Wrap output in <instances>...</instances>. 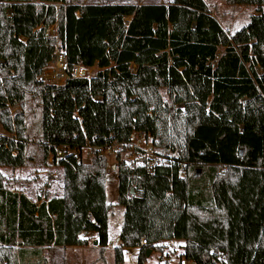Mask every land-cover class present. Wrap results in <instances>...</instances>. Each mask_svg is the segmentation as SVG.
<instances>
[{"label":"trees","instance_id":"1","mask_svg":"<svg viewBox=\"0 0 264 264\" xmlns=\"http://www.w3.org/2000/svg\"><path fill=\"white\" fill-rule=\"evenodd\" d=\"M224 1L256 14L229 33L205 0H0V167L47 166L53 156L62 171L60 193L35 201L0 173V264H46L44 248L86 246L92 234L101 255L116 207V264L141 239L137 264L169 239L195 264L218 255L264 264V0ZM57 44L69 71L95 74L40 81ZM30 98L39 103L33 144L23 112H12ZM133 131L153 138L158 163L139 156L131 167L115 155L114 204L102 151L87 163L56 156Z\"/></svg>","mask_w":264,"mask_h":264},{"label":"rangeland","instance_id":"2","mask_svg":"<svg viewBox=\"0 0 264 264\" xmlns=\"http://www.w3.org/2000/svg\"><path fill=\"white\" fill-rule=\"evenodd\" d=\"M170 0H83L85 3L92 2H111V3H168ZM211 9L212 15L216 17L223 29L229 33H233L244 26L252 14H256L254 6H229L224 0H205ZM50 35L56 34V26H50L47 29ZM52 66H48L45 70L49 72ZM134 69V67H132ZM97 67L86 69V73L92 76L97 71ZM59 84V83H57ZM14 110H21L25 117L27 134L30 135L29 144L35 143L38 134L39 120V103L34 99H29L23 107H17ZM107 161L106 173V195L109 203H115L117 200V178H116V158L112 153L104 154ZM85 163L89 162L90 158L83 159ZM61 168L54 164L51 156L47 159V166L38 165V162L33 161L29 166L22 168H6L0 167V173L7 180L6 185L11 190L24 192L30 199L37 200L39 196H43L45 192L49 195H56L61 190ZM48 189V190H47ZM123 209L116 207L110 216V234L109 241L104 252L100 255L97 246H94L93 241H89L86 246H71V247H47L43 249V256L46 264H116L114 262L113 248L115 246V237L119 223L121 221ZM91 236V235H90ZM183 241L175 242V247L179 250V246ZM176 250V252H177ZM163 253V252H162ZM159 251H150L145 264H161L164 259ZM131 255L133 264H137L138 253L132 250L123 249V262L128 264L127 255Z\"/></svg>","mask_w":264,"mask_h":264},{"label":"built area","instance_id":"3","mask_svg":"<svg viewBox=\"0 0 264 264\" xmlns=\"http://www.w3.org/2000/svg\"><path fill=\"white\" fill-rule=\"evenodd\" d=\"M52 66V68L47 72L45 68L43 69L41 75L38 77L40 81H44L47 83L52 84H62L69 76L72 77H90L86 73V69L83 66L77 65L73 67L69 71V66L67 65V62L65 60L64 52L61 49V47L57 44L55 47V51L52 55L51 61L47 64L46 69L48 66ZM153 138L150 136H145L143 133L139 131H133L129 139L127 141L118 142L113 141L104 147L100 146H91L88 142L86 144L78 149H72L69 147H59L56 151V156L63 157L67 153L71 154L74 158L79 159H85L90 158L91 152L94 150H100L104 154L105 153H112L114 155H120V157L125 161V163H130L131 167H134L135 160L140 156L147 159L148 168H151L154 164L158 163V157L156 155V150L153 146ZM51 159L53 160V156H51ZM81 238V235L78 236V239ZM90 240H93V237H91ZM178 240L169 239V240H162L158 242L157 244L162 249L161 257L164 259L162 260L161 264H195L193 261H190L186 258V256L182 253V250L175 247V242ZM111 243L109 241L108 245ZM146 241L145 239H141L139 246H136L131 249L139 253L141 250V247L145 245ZM177 250V252H176ZM128 258V264H133L131 260V255H127ZM216 264H225V259L223 256L218 255Z\"/></svg>","mask_w":264,"mask_h":264},{"label":"crops","instance_id":"4","mask_svg":"<svg viewBox=\"0 0 264 264\" xmlns=\"http://www.w3.org/2000/svg\"><path fill=\"white\" fill-rule=\"evenodd\" d=\"M105 188H106V185H105ZM57 195V194H56ZM106 198H107V195H106ZM122 215H123V212H122ZM121 222H122V217H121V221H120V223H119V227H118V230H117V232L120 230V227H121ZM110 234H112V232L110 231ZM91 237H93V244H94V241H95V239H94V235L92 234V236ZM116 241V240H115ZM94 246H96V245H94Z\"/></svg>","mask_w":264,"mask_h":264},{"label":"water","instance_id":"5","mask_svg":"<svg viewBox=\"0 0 264 264\" xmlns=\"http://www.w3.org/2000/svg\"><path fill=\"white\" fill-rule=\"evenodd\" d=\"M94 245H96V241H94ZM151 250H148L147 256H149Z\"/></svg>","mask_w":264,"mask_h":264}]
</instances>
